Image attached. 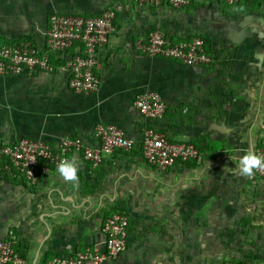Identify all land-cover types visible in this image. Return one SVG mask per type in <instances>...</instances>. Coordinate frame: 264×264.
<instances>
[{
	"label": "crops",
	"instance_id": "1",
	"mask_svg": "<svg viewBox=\"0 0 264 264\" xmlns=\"http://www.w3.org/2000/svg\"><path fill=\"white\" fill-rule=\"evenodd\" d=\"M117 9L115 31L98 52L95 95L75 94L69 73L0 75V142L77 137L95 145L98 124L140 142L148 125L137 94L160 93L167 111L154 123L174 142L195 144L201 162L159 171L137 145L94 168L80 155L77 181L57 169L31 185L0 171V240L13 233L28 264L103 240L105 220L129 216L128 246L105 264H264V179L238 170L264 138V1H195L183 9L139 7L133 0H0V45L43 48L52 12L98 15ZM169 41L202 37L209 66L150 58L137 43L154 30Z\"/></svg>",
	"mask_w": 264,
	"mask_h": 264
},
{
	"label": "built area",
	"instance_id": "2",
	"mask_svg": "<svg viewBox=\"0 0 264 264\" xmlns=\"http://www.w3.org/2000/svg\"><path fill=\"white\" fill-rule=\"evenodd\" d=\"M139 7L183 9L195 1L203 0H133ZM235 6L264 0H215ZM117 9H106L98 15L84 16L52 12L48 17L46 42L43 48L29 40H20L0 45V75H28L54 73L57 70L69 73L68 86L78 95H95L100 88L96 73L99 64L98 52L109 42L115 31ZM137 50L150 58L178 62L188 67L209 66L213 56L202 37L184 38L171 42L162 30L151 31L146 40L137 43ZM134 106L148 123L142 139L137 142L122 129L112 124H98L94 131L95 145H87L77 137H63L55 146L42 139L22 138L16 142H0V171L8 175L18 173L28 183L38 182V171L47 174L52 168L69 159L71 154H83L92 167H98L104 158L116 151L131 152L141 147L144 159L159 171L175 165L201 162L203 154L190 142H174L156 129L155 122L164 118L167 104L156 91L136 95ZM254 154L264 157V138ZM255 174L264 179V169H255ZM129 216L118 211L103 223L102 241L82 250H69L49 259L46 264H105L114 261L128 246ZM13 233L0 240V264H28L15 247ZM231 264V263H225Z\"/></svg>",
	"mask_w": 264,
	"mask_h": 264
},
{
	"label": "clouds",
	"instance_id": "3",
	"mask_svg": "<svg viewBox=\"0 0 264 264\" xmlns=\"http://www.w3.org/2000/svg\"><path fill=\"white\" fill-rule=\"evenodd\" d=\"M255 169H264V157L248 152L239 160L238 170L241 174L251 177ZM57 171L64 180L76 182L79 166L75 160L65 159L59 164Z\"/></svg>",
	"mask_w": 264,
	"mask_h": 264
},
{
	"label": "trees",
	"instance_id": "4",
	"mask_svg": "<svg viewBox=\"0 0 264 264\" xmlns=\"http://www.w3.org/2000/svg\"><path fill=\"white\" fill-rule=\"evenodd\" d=\"M258 2H262V1H258ZM253 3V2H252ZM178 42V41H177ZM10 44V43H9ZM207 46V45H206ZM208 49V47H207ZM210 53V52H209ZM195 145V144H194ZM196 146V145H195ZM197 147V146H196ZM198 148V147H197ZM199 149V148H198ZM201 152V151H200ZM1 164V163H0ZM40 171V169H39ZM38 171V181H39V174L40 172ZM14 175H19L18 173H15ZM20 176V175H19ZM23 180L27 181L24 177H21ZM17 253L21 256V257H24L25 258V252L23 253V250H21V246H19V243L16 244V247H15ZM51 259V258H50ZM47 260H45V263L46 264Z\"/></svg>",
	"mask_w": 264,
	"mask_h": 264
}]
</instances>
